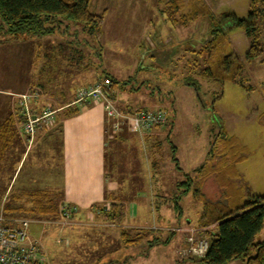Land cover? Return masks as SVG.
Wrapping results in <instances>:
<instances>
[{"label":"rangeland","instance_id":"rangeland-1","mask_svg":"<svg viewBox=\"0 0 264 264\" xmlns=\"http://www.w3.org/2000/svg\"><path fill=\"white\" fill-rule=\"evenodd\" d=\"M203 1L216 14L234 12L246 18L249 13V0ZM189 2L178 0L176 7L170 0H92L91 11L104 15L103 33L99 39L91 36L82 23L59 18V32L53 35L5 40L3 46L0 44V90L10 93L9 97L12 96L17 102L22 99V94L30 95L29 112L43 115L51 111L59 104L56 99H62L60 95L69 97L74 93L78 97L81 89L92 86L100 76V79H104L102 76L106 70L120 80L118 88L126 90L120 89V96L123 99L125 95L138 99V107L152 109L157 104L170 113L174 105L168 91H172L180 107L176 126L188 123L194 127L193 132L180 128L177 139L172 132L170 138L167 137L171 123L155 128L152 139L144 140L145 134L141 137L143 150L151 156L152 162L156 157L163 177L161 175L162 178L158 179L154 163L148 167L145 161V167L139 169L141 173L144 170L146 188L136 190L138 198L131 197L135 190L130 183V174H134V171L137 174L139 152L134 141H127L119 148L122 150L119 154L121 157L118 158L119 163L116 159L115 163L121 164V177L114 175V178L128 186L119 201L126 208L127 222L116 228L102 229L104 221L98 216L87 220L93 224L90 228L78 226L81 222L76 220L77 226L72 228L74 219H70L65 226L60 216L48 220L47 217L23 213L21 217L24 218L54 222L59 232L63 233L57 238L52 234V239H56L57 243L54 242L56 246H53L47 264H202L191 260L199 256L194 255L187 241L191 233L195 237L207 238L196 231L202 202L194 197L191 189L179 199L182 213L177 215L172 196L178 194L175 190L177 180L187 183L189 179L186 175H191V185L197 167L209 163L208 156H211V148L222 125L250 148L249 157L238 164L242 173L241 183L248 193H264V62H245L250 40L243 29L233 27L224 40V51L238 56L245 63L244 78L253 89L247 90L232 81L221 82L199 75L198 71L207 64V52L200 50L203 47L201 41L208 36L209 21L204 17L188 20ZM68 40L73 41V45L67 44ZM190 50H194L195 55ZM97 53L101 54V58ZM191 78L200 83L199 99L194 88L188 85ZM34 83H40L41 88ZM151 96L160 102L152 101ZM115 104L121 110H127ZM214 104L222 122L216 120L212 108ZM79 105H83V102H75V106ZM65 112L59 118L64 117ZM55 116L58 119L57 114ZM52 117L53 114L41 120L36 132L40 126L49 124ZM52 126L49 125L50 130L54 131ZM176 143L180 146L176 157L181 171L176 168L171 151V144ZM48 145H33L26 154L25 169L40 165L42 178L51 171L53 179H57V169L61 165V170L63 158L57 157ZM113 168L120 172L117 165ZM150 173L154 178L152 182ZM160 180L164 181L167 187L165 195L169 196L165 203L158 197L151 200V183L154 185ZM205 182L202 190L206 191V197L212 201L219 200L220 188L215 177ZM45 185L41 181V185L37 186L47 189ZM184 186L188 188V185ZM128 194L130 198L126 197ZM136 208L141 213L138 218L134 215ZM161 211L165 214L162 215L163 220H159ZM44 228L43 222L32 220L30 223V234L40 240V244L43 243L41 236ZM121 229L129 231L134 239L132 243L126 245L122 242ZM170 231L176 234L169 244L148 247V240L155 236L163 240ZM263 239L264 228L257 237V240ZM226 264L244 263L238 259Z\"/></svg>","mask_w":264,"mask_h":264},{"label":"trees","instance_id":"trees-1","mask_svg":"<svg viewBox=\"0 0 264 264\" xmlns=\"http://www.w3.org/2000/svg\"><path fill=\"white\" fill-rule=\"evenodd\" d=\"M91 1L0 0V38L16 40L53 35L59 32L60 24L58 22L59 18H62L82 23L91 36L99 39L103 33L104 15L91 11ZM175 1L177 2L170 0L177 7L178 0ZM189 6L188 20L204 17L209 21L208 36L201 41L203 47L200 50L203 53L207 52L205 59L207 64L198 71L199 75L221 82L232 81L247 90L253 89L247 85V78H244L245 63L238 56L225 53L224 40L233 27L243 29L250 40L245 62L253 63L257 60L264 62V0H249V13L246 18L240 17L234 12L216 14L203 0H190ZM72 43L73 41H67V44ZM76 47L74 46L78 50ZM80 52L82 53V51ZM190 53L195 55L194 50H190ZM199 53L198 51V55ZM98 54L101 58V54ZM104 77L112 81V88H107V91L111 92L110 95L114 99L112 90L120 85V80L106 70ZM188 85L194 88L199 99L200 83L191 78ZM73 105L68 106L69 112L76 113L79 108ZM212 108L216 120L221 121L215 104ZM15 119L16 116L11 115L9 119L0 124V161L17 140ZM21 119L24 122L28 120L25 108L24 113L22 111ZM174 147H172L173 159L176 161V168L181 171ZM249 155L248 145H245L237 135L230 134L222 125L211 148L210 163L197 168V175L191 185V175H186L190 181L188 180L187 183L183 181L176 185V190L179 191L173 198L179 215L182 212H180L178 201L191 189L195 198L199 199L203 206L196 230L207 236L209 247L205 256L191 258L193 262L226 264L239 259L244 264H264V239L257 240L264 228V193H248L241 183L242 173L238 167V164L245 161ZM212 176L215 177L220 188L221 198L215 201L209 200L202 190L205 181ZM185 184L188 185L187 189ZM60 200L58 189H38L28 193L29 202L24 204L22 212L36 217L58 218L61 216ZM119 201H112L110 208L97 205L96 208L101 213L104 223L118 226L126 222V208ZM10 215H5L9 222H13L17 218H24L21 215ZM138 234L139 231L136 235ZM175 234V231H170L163 240L160 239V236H155L154 239L148 240V247L169 244ZM130 235L128 230L121 229V238L124 244L128 245L134 241ZM138 242H140L139 239Z\"/></svg>","mask_w":264,"mask_h":264},{"label":"crops","instance_id":"crops-1","mask_svg":"<svg viewBox=\"0 0 264 264\" xmlns=\"http://www.w3.org/2000/svg\"><path fill=\"white\" fill-rule=\"evenodd\" d=\"M3 41L5 40L1 37V46H3ZM112 76L116 77L113 74ZM100 78L101 76L97 79V81H94L92 85L106 79L105 77L104 79ZM34 84L41 88L40 83ZM119 86L120 85L113 89V94L115 96L113 100L115 103H118L119 106L127 108V110L145 109V107H138V99H133V97L130 98L128 95H125V99H123V96H120V92L122 89L124 92H126V90L124 88H120V91L118 88ZM168 94L172 97L174 110L170 112V121L168 124L171 123L172 127L171 130H169L167 137L170 138L172 132V135L175 139H177L179 137L180 128L190 129V131L193 132L194 127L188 123H182L179 124V126H176L178 121V117H176V115L178 114L177 111L180 107L178 106V99L176 97L173 98L172 91H168ZM9 95L10 93L7 91L0 90V124L1 122L9 119L11 115L16 116L15 130L18 137L8 152L1 157L0 161V215H22L24 213L22 212L24 210V204H28L27 202H29L28 193L30 191L41 189V187H38L37 185H41L42 181L46 183L45 187L59 190L61 196L60 208L65 203L76 207L73 212L72 219H74V222L71 223L72 228L75 227V225L77 226V223L75 224V220L81 222L78 223V226L82 228H90L93 224L91 222H87L88 219L93 220L96 218L95 216L102 218L101 213L96 208L97 205L104 206L107 204L108 208H110L112 201H119L121 197H123V194L127 192L128 186L123 184V181L114 178V175L121 177L122 167L121 164H118V158L121 157L119 154L122 150L119 148L125 145L127 141H134L135 148L139 152L137 158H140V161L137 159L139 164H137L138 170L136 169L137 174L140 176L137 175L135 171L134 174L133 172L130 174V183L135 190L131 197L138 198L136 190L146 188V185L144 184V170H142L141 173L139 169L140 167L141 169L142 167H145V161H147L148 167L154 163L155 176L158 179L163 177L162 169H160V166L156 164V157L154 156V160L152 162L150 159L151 156L149 157L143 150V146L140 142L141 137H143L144 134L146 135L144 140L152 139L151 137L152 133H154L153 131L155 128L159 127H155L142 134L129 130L126 126L120 130H116L113 121L106 115L104 104L102 102L91 101L83 103V105L75 106L73 104H75L77 97L74 96V93H71L69 97L60 95L59 97H62V99H56V102L59 104L55 108L51 109V111H53L51 122L45 126L42 125L43 127L40 126L34 134L35 139L34 137H31L32 135L27 134L25 131L26 122L21 119L19 111L22 110L24 113V106H22L21 100L17 102L14 98H12V96L9 97ZM152 97L153 96H151L152 101L160 102L158 100L156 101V99ZM134 102H136L135 105ZM69 105L78 107L79 111L76 113L69 112ZM155 108H159L157 104L155 105ZM64 111H66L65 116L59 118ZM56 114L58 119L55 116ZM49 125H53L52 129H54V131L50 130L51 128ZM186 125H189L190 127ZM31 138L34 139L31 140ZM37 143H44L45 145L49 143L48 146L51 148V151L61 160L63 158L61 170V165H59L57 169V179H53L51 171L48 172V175L45 178H42L40 165H32L29 166L28 169H25L26 154L33 148V145ZM145 147L148 149L147 145H145ZM172 147L175 148L176 155L178 150H180V146L177 143L171 144V151L173 152ZM208 158L210 163L211 158L209 156ZM115 159L118 161L117 164L115 163ZM205 164L206 163L202 164V166ZM116 165L117 168H120V172L113 168V166L115 167ZM196 175L197 169L193 177H196ZM149 179L151 182L154 180L152 173L149 174ZM176 182L178 184L180 183V180H177ZM151 187L152 201L156 197L160 198L162 203H165L166 200L169 199V196L165 195L167 187L164 185L163 180L154 183V185L151 183ZM176 191L178 192L179 190L177 189ZM203 192L206 193L204 190ZM126 197L130 198V194H128V196L126 195ZM107 198L109 199L107 200ZM139 212L140 211L137 208L134 209V215L137 218L141 214H139ZM176 213L178 215V212ZM162 215L165 214L161 211L159 213V220L164 219ZM29 220L30 223L32 220H37L43 222L44 224L45 228L43 235L41 236L43 243L41 241L42 244H40V240H38V242L40 245V254L46 262L47 259L50 258V254L53 252V246H56L54 242L56 241L57 243L56 239H52V234H55L57 238L59 234L63 235V233L59 232L60 230L58 229L56 223L48 221L50 219L46 220L39 218ZM102 225V229L107 230L117 227L115 224L108 225L104 223ZM65 226H67V224Z\"/></svg>","mask_w":264,"mask_h":264},{"label":"built area","instance_id":"built-area-1","mask_svg":"<svg viewBox=\"0 0 264 264\" xmlns=\"http://www.w3.org/2000/svg\"><path fill=\"white\" fill-rule=\"evenodd\" d=\"M107 88H112L110 79H105L90 87L83 88L80 90L75 102H102L106 115L113 121L116 130L126 126L129 130L142 134L155 127H162L169 123L170 113L164 108L136 111L121 110L116 106L110 95L111 92H108ZM30 100V95L22 94V106H24L28 116V120L25 123V131L27 134L33 135L41 120L52 115L53 111L45 112L43 115L29 112L30 104L28 102ZM75 209V206L66 203L61 206L60 218L63 224L66 225L73 218ZM29 228L30 220L27 218H17L13 222H9L5 215H0V264H44L45 260L40 254L39 242L31 236ZM191 234L187 237V241L190 243L194 255L205 256L209 247V240L205 237H195Z\"/></svg>","mask_w":264,"mask_h":264}]
</instances>
